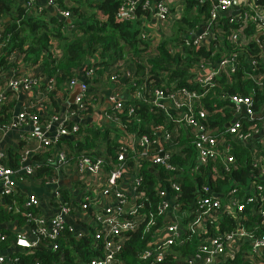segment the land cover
Wrapping results in <instances>:
<instances>
[{"label": "built area", "instance_id": "obj_1", "mask_svg": "<svg viewBox=\"0 0 264 264\" xmlns=\"http://www.w3.org/2000/svg\"><path fill=\"white\" fill-rule=\"evenodd\" d=\"M185 4V0H128L121 10L126 17L140 18V36L156 43L159 40L150 26L153 20L171 32L166 36L160 32V37H170ZM26 6L29 10L49 7L64 17L70 16L58 0H26ZM138 8L149 10V14L137 13ZM202 15L179 39L185 45H206L212 52L191 64V85L181 91L161 86L145 91L127 86L125 93L116 89L131 75L123 61L113 65L106 76L117 85L108 95L107 106L94 96L97 88L92 79L98 70L86 63L65 83L67 94L61 97L59 110L52 104L56 75L44 73L41 60L14 71L0 84V109L17 100V112L8 123L0 124V134L18 128L20 134L14 145L25 141L19 166L8 163L9 152L0 147V195L22 197L21 202L7 203V207L27 217L23 224L11 222L16 242L8 249L0 245V264H17L20 257L12 252L31 251L45 240L53 249H60L65 229L79 239L91 237L94 255L85 264H131L122 258L121 250L128 232L142 226L148 232L154 231L148 247L138 252L136 264H225L236 259L242 264H264V102L257 109L252 95L227 92L219 93L220 104L215 102L213 108L203 102V96L219 85L222 77L232 80L241 69L264 90V0H213L209 14ZM202 23L206 26L200 27ZM4 33V18L0 16V53L7 46ZM209 38L212 42L207 45ZM52 52L60 56L56 45ZM244 53L249 68L238 59ZM76 87L79 91L73 103L64 107L68 93ZM21 93L27 97L19 105ZM143 98L164 108L174 123L155 125L153 135L126 131L128 124L123 116L132 117L140 107L137 99ZM216 114L224 119L213 124ZM89 116L92 120L86 122ZM105 122L127 132L118 138L117 161L111 168L103 157L94 158L85 151L75 156L71 147L77 149L78 141L85 139L83 124L94 127ZM180 129L195 154L190 168L173 160L183 147L172 145L180 140ZM68 138L74 145L64 142ZM241 145L248 151L246 177L231 176L221 191L204 183L192 204L182 205L184 186L176 171L181 169L196 179L207 166L212 179L225 177L241 166L236 154ZM145 159L149 167L158 164L167 171L154 185L158 197L154 208L144 177ZM44 164L53 169L41 170ZM29 182L43 187L45 195L21 192L19 184L28 187ZM7 237L0 232V240ZM193 237L197 238L195 249L181 250ZM33 264H42V260Z\"/></svg>", "mask_w": 264, "mask_h": 264}, {"label": "trees", "instance_id": "obj_2", "mask_svg": "<svg viewBox=\"0 0 264 264\" xmlns=\"http://www.w3.org/2000/svg\"><path fill=\"white\" fill-rule=\"evenodd\" d=\"M70 1L73 3L72 5L68 4V0H58L61 7L70 11V16L64 17L49 7L42 10L26 9V0H0V16L3 18L9 16V19H4V35L7 46L0 53V71L16 67V70L20 72L22 66L30 67L41 60V70L49 75H56L57 89L52 92V104L57 110L61 108V97L67 94L65 83L69 78L75 76L77 69L85 63L94 65L99 72L110 74V68L123 61L125 67L131 70V75L122 79L121 82L128 83L131 89H143L145 91L161 86L164 89L177 92L181 91L180 89L184 86L190 87L191 80L189 81V78L193 74L190 70L191 64L201 56H209L212 52V49L206 45H185L179 39L185 28L192 27L197 23L203 13L209 14L211 9L209 1L185 0L186 4L182 16L175 23L174 35L162 38L156 43L140 36V18L126 17V12L121 10V6L128 0H89L93 7L91 11L84 8L82 0ZM137 13L148 15L149 10L138 8ZM53 45L59 47V57L54 56ZM255 45L258 47L257 43ZM13 50L18 52L15 61L9 59ZM246 58L245 53L238 55V59L243 61V67L249 68V62L246 61ZM93 59L94 61H91ZM91 92L93 93L94 90ZM223 92L252 95L257 109L264 102L263 88L247 77L243 73V69L239 70L232 80L222 77L219 80V85L210 88L207 94L203 96V102L213 108L215 102L220 104L219 93ZM137 102L140 107L135 114L132 117L123 116V121L128 124L126 131L153 135L155 125L164 124L168 126L174 123L164 108L155 106L144 98L137 99ZM14 103L13 100L2 106L0 124L8 123L12 119L15 110ZM170 109L174 112L172 108ZM213 118L216 119V121L212 119L213 124L224 119L218 117V114ZM104 126L95 128V126L83 124L82 130L85 139L78 141L75 146L77 149H74V146L71 147L75 156L81 151H85L94 158L103 157L107 167L111 168L117 161L119 141L116 137L121 132V128L110 122H105ZM126 131L124 132L127 133ZM179 133L180 140L172 143V145H175V148L180 146L184 148L178 149L179 151L174 154L173 160L179 166L190 168L195 158L192 143L181 129ZM24 142L21 140L20 146L9 145L7 148L9 152L8 163L13 166L20 165L19 155L21 145ZM66 142L74 145L70 138ZM247 153L245 147L239 146L236 154L242 163L241 166L226 174L225 177L218 179L211 178L207 166L202 168L203 172L196 179L178 169L176 172L181 174L179 177L184 186L181 204L190 206L198 194L199 187L204 183L210 184L216 191H221L226 187L231 176L238 179L246 177L249 167L245 163ZM149 164L150 162L145 159L144 177L152 196L151 206L154 208L158 202L154 185L159 176L167 175V171L161 165L155 164L149 167ZM48 168L53 169L52 166L44 164L41 170ZM14 201L21 202L22 197L18 194H9L3 197L0 195V232L8 234L7 239L0 240V245L4 249H8L10 245H14L16 242L17 235L11 226V222L16 220L19 224H23L27 221L23 212H14L7 207V203L13 204ZM153 231L154 229L149 232L146 231L144 226L129 231L128 238L121 250L122 258L131 264H136L138 252L148 247V241L152 238ZM90 241V236L79 239L73 236L71 231L65 229L58 250L50 247L45 240L31 251L17 250L15 253L11 252L13 255H19L20 259L17 264H33L37 259L42 260V264H85L94 255ZM196 242L197 238L193 237L189 243L180 249L184 252L193 251ZM11 250H13L12 247ZM225 264L242 263L241 259H236Z\"/></svg>", "mask_w": 264, "mask_h": 264}, {"label": "crops", "instance_id": "obj_3", "mask_svg": "<svg viewBox=\"0 0 264 264\" xmlns=\"http://www.w3.org/2000/svg\"><path fill=\"white\" fill-rule=\"evenodd\" d=\"M41 1H43V0H41ZM209 1V0H208ZM212 1L213 0H211L210 1V3H211V6H212ZM21 2V1H20ZM27 9V8H26ZM233 9H231L230 10V12L232 11ZM4 19H9V16H7L6 18H4ZM157 23V21H154L153 20V23L150 25V26H153V30H154V32L156 33V35H157V37H156V39L157 40H160L162 37H160V35L158 34V33H162V35L163 36H166V35H170L171 34V32H168L167 30H166V28L163 26V25H155ZM187 25V24H186ZM185 25V26H186ZM206 26V24L205 23H202V24H200V27H205ZM174 29H175V27H174ZM186 29V28H185ZM205 29L203 28L202 30H201V32L202 31H204ZM173 33H174V31H173ZM174 35V34H173ZM212 42V39L211 38H209V42L207 41L206 42V44L208 45V44H210ZM17 56H18V52L16 51V50H13L11 53H10V56H9V59L11 60V61H15V60H17ZM24 66H22L21 68H23ZM27 68H25L24 70H26ZM14 71H16V67H12L11 69H9V70H1L0 71V84H2V83H4L5 81H6V79H8V77L14 72ZM99 72V71H98ZM104 75H105V77L107 76L106 75V73L104 74H102L101 72H99V74L97 73V76H95L93 79H95V80H92V83L95 85V87L97 88V90H96V92L94 93V96H96L97 98L98 97H100V94L102 93V89H101V86L99 85L100 83H104L103 85H107V86H104V100L103 101H101L99 98V100L102 102V106H107L109 103H108V95H109V93L115 88V86H117V85H113L112 83H107V84H105V81H104V79H103V77H104ZM126 83H122V82H120L119 83V85L117 86V88L116 89H121L124 93L128 90V87L127 86H129V85H125ZM95 94H97V95H95ZM20 97H19V99H18V103H19V105L26 99V97H27V95L26 94H24V93H21L20 95H19ZM70 97V93H68V98ZM15 101V103H14V105L16 106V104H17V100H14ZM68 104H70V102H69V100L68 99H65L64 100V102H63V106L64 107H66ZM61 106H62V103H61ZM17 112V108H15V110H14V114ZM87 118H89V119H87L86 120V122H90L89 120H92V117L91 116H89V117H87ZM20 134V129H18V128H13V129H11V130H9V131H5V132H3L2 134H0V147L1 148H5V149H7L8 147H9V145H13V146H17V145H14L15 144V142H16V138L18 137V135ZM125 135H126V133H125ZM72 140V139H71ZM64 142H66V141H64ZM67 143V142H66ZM70 145H71V143H70ZM38 157H43V154H38ZM27 185H28V187L27 186H25V185H22L21 183L19 184V187H20V189H21V192H24V191H35V192H37L38 194H40V195H45V189L43 188V187H41L40 185H38V184H35V183H31V182H29V183H27Z\"/></svg>", "mask_w": 264, "mask_h": 264}, {"label": "rangeland", "instance_id": "obj_4", "mask_svg": "<svg viewBox=\"0 0 264 264\" xmlns=\"http://www.w3.org/2000/svg\"><path fill=\"white\" fill-rule=\"evenodd\" d=\"M83 1V3H84V8L85 9H87V10H93V7H92V5L90 4V3H92V2H89V0H82ZM68 4L69 5H72L73 3L70 1V0H68ZM74 6H76V5H74ZM174 27H176V24H175V26ZM173 30H174V28H173ZM98 74H99V72H97ZM102 73V72H101ZM103 74V73H102ZM106 75H107V73H106ZM103 79H104V81H105V84H107L108 82L110 83V81H109V79L107 78V77H105V75H104V77H103ZM124 83H126V82H124ZM104 83H100L99 85L101 86V89H102V93L100 94V97H98L101 101H103L104 100V86H107V85H103ZM127 85H128V83H126ZM125 84V85H126ZM96 92V91H95ZM105 124H103V125H95V128H102V127H105L104 126ZM114 135H115V133H114ZM121 136H125V132L124 131H122L121 130V132L118 134V136L116 137V139H118V138H120ZM91 137H92V135H91Z\"/></svg>", "mask_w": 264, "mask_h": 264}, {"label": "water", "instance_id": "obj_5", "mask_svg": "<svg viewBox=\"0 0 264 264\" xmlns=\"http://www.w3.org/2000/svg\"><path fill=\"white\" fill-rule=\"evenodd\" d=\"M215 3H217V1H215ZM261 35V33H258L257 36H256V39L259 40V36ZM79 91V88L76 87L71 93H70V97H69V102L70 103H73L74 101V97H75V94ZM41 130L43 129V127H39Z\"/></svg>", "mask_w": 264, "mask_h": 264}]
</instances>
